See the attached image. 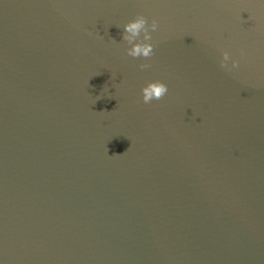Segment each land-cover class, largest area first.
I'll return each mask as SVG.
<instances>
[{"label":"water","instance_id":"water-1","mask_svg":"<svg viewBox=\"0 0 264 264\" xmlns=\"http://www.w3.org/2000/svg\"><path fill=\"white\" fill-rule=\"evenodd\" d=\"M0 264H264V0H0Z\"/></svg>","mask_w":264,"mask_h":264},{"label":"clouds","instance_id":"clouds-1","mask_svg":"<svg viewBox=\"0 0 264 264\" xmlns=\"http://www.w3.org/2000/svg\"><path fill=\"white\" fill-rule=\"evenodd\" d=\"M158 25L155 19L151 24L148 23L146 18L137 14L133 19L128 20L123 24L122 40L125 41L130 47L125 49L128 56L132 58H143L145 61L149 60L154 54V44L152 42V35L149 28L152 31L157 29ZM141 34L142 38H141ZM222 59L220 66L227 68V61L230 59L229 53L224 51L221 53ZM238 61L232 59V67H237ZM140 69H146L150 67L147 62L140 63L138 65ZM168 92V87L160 80H150L141 86V100L145 104H150L154 100H161ZM120 155V154H114Z\"/></svg>","mask_w":264,"mask_h":264}]
</instances>
